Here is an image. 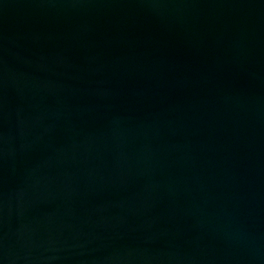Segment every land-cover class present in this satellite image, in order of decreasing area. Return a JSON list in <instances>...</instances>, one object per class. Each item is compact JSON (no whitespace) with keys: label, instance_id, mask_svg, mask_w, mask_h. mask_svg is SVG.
<instances>
[{"label":"water","instance_id":"95a60500","mask_svg":"<svg viewBox=\"0 0 264 264\" xmlns=\"http://www.w3.org/2000/svg\"><path fill=\"white\" fill-rule=\"evenodd\" d=\"M0 264H264V0H0Z\"/></svg>","mask_w":264,"mask_h":264}]
</instances>
